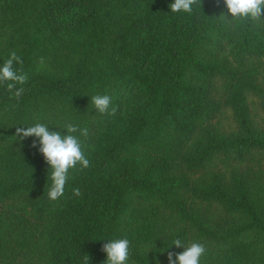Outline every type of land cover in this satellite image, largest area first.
<instances>
[{"label": "trees", "instance_id": "trees-1", "mask_svg": "<svg viewBox=\"0 0 264 264\" xmlns=\"http://www.w3.org/2000/svg\"><path fill=\"white\" fill-rule=\"evenodd\" d=\"M173 2L0 0V66L16 52L28 77L0 84V264H104L124 238L129 264H169L176 239L200 264H264V20ZM36 123L88 130L57 201L39 138L15 135Z\"/></svg>", "mask_w": 264, "mask_h": 264}, {"label": "clouds", "instance_id": "clouds-1", "mask_svg": "<svg viewBox=\"0 0 264 264\" xmlns=\"http://www.w3.org/2000/svg\"><path fill=\"white\" fill-rule=\"evenodd\" d=\"M200 0H174L169 5L173 13H191L193 6ZM232 20H251L253 22L264 20V0H224ZM15 63H22L21 58L12 52L10 57L0 66V84H6L7 90L12 92L17 84L23 85L27 82V75L22 71L18 72L14 68ZM24 89L21 87L14 92L18 99ZM90 104L102 116H114L116 107L112 106V97L109 95L96 94L90 97ZM66 134L60 131H51L43 123H36L30 127H16L15 135L22 141L28 137L39 138V151L43 154L45 162L51 169L52 184L48 191V198L57 201L63 197L65 187L69 180L70 170L76 169L77 165L82 168L89 167V160L86 158L80 139L74 135L80 131L81 135L87 136L88 130L79 129L77 125L71 123L65 125ZM36 141H33L32 147H36ZM74 194L79 196V189L73 190ZM173 245L183 247L181 253L168 252L169 264H200L201 258L206 252L203 244L192 242L185 246L180 239L173 241ZM102 251L106 253L104 264H129L130 260V241L124 239H108L103 244ZM83 264H90V256L83 257ZM157 264L159 262L157 261Z\"/></svg>", "mask_w": 264, "mask_h": 264}, {"label": "rangeland", "instance_id": "rangeland-1", "mask_svg": "<svg viewBox=\"0 0 264 264\" xmlns=\"http://www.w3.org/2000/svg\"><path fill=\"white\" fill-rule=\"evenodd\" d=\"M134 97H135V95H134ZM229 119H230V114H229V117L223 118L222 122H223V124H225V125H223V128H225V129L229 128Z\"/></svg>", "mask_w": 264, "mask_h": 264}]
</instances>
